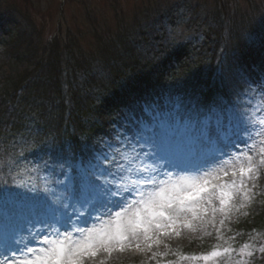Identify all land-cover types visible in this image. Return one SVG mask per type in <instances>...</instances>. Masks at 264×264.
I'll list each match as a JSON object with an SVG mask.
<instances>
[{"label": "rangeland", "instance_id": "obj_1", "mask_svg": "<svg viewBox=\"0 0 264 264\" xmlns=\"http://www.w3.org/2000/svg\"><path fill=\"white\" fill-rule=\"evenodd\" d=\"M6 1L7 5H14L13 9L30 30L35 28V20L32 17L35 12L39 16L38 22L43 24L48 32H54L59 23L63 32L66 33L71 29L75 34L82 30H90L93 22L98 24L101 30L103 28L99 31L101 33L108 29L131 25L134 29L137 28L133 38L137 39L140 46V57L141 54L142 58L146 56L148 46L156 44L155 47L159 50L158 54L155 52V61L143 68L144 74L141 71L138 77H129L120 90L113 94H107L106 91L102 92L90 86L85 71L77 70L73 78L74 85L83 92L95 96L96 109L85 120L89 127L97 126V129L87 139L85 154L77 163L75 173L60 152L43 156L34 152L30 159L21 165L27 175L37 169L42 177L47 179L45 188L48 191L45 189L38 191L31 186L26 193H18L0 215V264H3L5 257L8 260L20 259L21 249L27 253L24 244L14 242L20 237L27 238L28 247L37 249L45 246L43 241L46 236L48 239H55L56 236L51 228L45 227L38 221L48 220V214L51 213L57 215L65 211L72 213L75 198H91L96 191L93 187L95 178L91 176V172L97 151L111 144L113 148L119 147L122 152L130 156L134 155L132 149L136 147L139 150L136 141L145 124H152L154 139L160 153L173 157L176 167H169L167 171H170L174 177L180 175L198 177L205 172L223 167L232 157L242 158L244 153L255 154L249 152V147L254 143L259 145L261 136L257 135V132L261 131V126L258 121L264 119V90H261V86L264 85V0H29V4L34 5L30 14L25 13L23 0ZM219 12L222 13L221 20L224 21L223 25L228 33L230 25L239 24L248 29L255 20L261 26H258L260 33L252 36L253 49L242 54L238 64L240 76L249 87L245 95L246 111L241 116L234 114L230 106H215L204 112L199 111L201 117L210 116L214 126L217 119L222 123L223 130L228 136L220 145L223 154L217 151L216 146H209L203 154H194L190 146L191 134L178 122H173L174 118L169 116V112L174 111L176 105H180L182 113L194 107L192 104L201 74L198 68L202 62L201 58L206 59L210 53L209 44L212 43V39L207 34L211 26L215 27L213 16ZM236 12H239L238 17H233ZM150 30L155 31V34L152 35ZM143 33L144 38L140 36ZM94 74L101 77L102 71L95 69ZM33 102L31 113L33 117L27 116L26 112L22 114L25 119L29 118L25 130L27 133L24 131L17 134L14 139L19 137L26 140L29 137L28 132H31L39 122L41 106ZM49 107V110L53 109ZM238 120L244 122L243 126L248 129L247 134H235ZM102 141L104 143H101ZM164 178L163 175L160 177V179ZM254 193L251 202H247L244 207H250L264 220V175L259 179ZM58 197L59 201L54 203ZM134 199L136 194L127 195L124 207ZM64 203L69 204L67 210L63 208ZM75 206L80 207L79 204ZM121 210L120 207H114L112 215ZM77 215L79 213L73 214L72 219L80 228H88L100 223L96 219L98 215L96 212L91 216L85 215L79 220L76 218ZM99 215L105 222L110 219L109 215L103 212ZM219 218L218 216L217 227L221 228L222 236L234 229L235 233L229 235L232 241L235 244L238 242L248 244L246 227L243 230L234 224L235 221L241 222L238 211H234L223 226L219 225ZM56 226L62 233L66 228L72 231L71 227L63 222ZM208 230L212 232L211 236L201 232L189 233L185 230L180 236L167 240L168 248L162 245L160 251L169 254L158 259L162 264H168V261H178L179 264H204L203 261L180 260L176 254L179 249L186 247L197 250L195 256L210 252L219 239L212 227ZM31 233L39 234L33 237ZM72 235L76 237L79 233L73 231ZM260 238L264 244V236L260 235ZM12 241L13 243L9 245L8 243ZM250 243L252 244L251 241ZM230 245L236 251L230 258L226 256L218 258L217 264H226L229 259L231 264H235L240 259L239 249L242 246L235 247L231 243ZM150 256V253L114 254L108 264H156V260L150 259ZM243 259L248 264H261L255 260L254 255L245 256Z\"/></svg>", "mask_w": 264, "mask_h": 264}, {"label": "trees", "instance_id": "obj_2", "mask_svg": "<svg viewBox=\"0 0 264 264\" xmlns=\"http://www.w3.org/2000/svg\"><path fill=\"white\" fill-rule=\"evenodd\" d=\"M23 1L25 13L30 14L34 5L29 4V0ZM5 2L0 0V214L9 205L11 196L26 189L27 181H33L40 189L46 187V180L40 175L34 179L24 176L21 171V164L32 151L40 150L42 155L61 152L72 169L83 157L85 142L97 129V126L89 127L85 120L95 111L96 100L94 94L83 92L74 85L77 70L85 71L90 86L113 94L129 77L136 78L139 72L143 73L145 65L155 61L159 50L156 44L148 46L146 56L142 58L141 54L140 57V46L133 38L137 28L131 25L101 33L103 28L101 30L93 22L90 30L75 34L71 29L63 32L59 23L54 32H48L38 22L39 16L35 12L32 15L35 28L30 30L13 9L14 5ZM238 15L236 12L232 16ZM213 17L215 27L211 26L207 34L212 39L210 53L206 59L201 58L200 83L194 102L195 107L203 111L218 101L242 106L240 100L247 86L240 76L238 64L241 55L253 49L252 36L260 33L256 20L248 29L239 24L230 25L228 33L221 20L222 13H215ZM251 31L257 32L252 34ZM140 36L144 38L145 34ZM95 69L102 71L101 77L94 74ZM32 102L41 106L39 122L28 132L26 140L14 139L15 135L27 130L29 118L25 119L22 114L26 112L27 116L33 117ZM49 106L53 109L49 110ZM243 220L254 226L253 230L247 231L248 242H252L249 245L255 260L264 263V253L260 251L264 247L260 238V235L264 236V220L255 213ZM225 241L226 238L218 244L224 245ZM178 252L183 256L193 254L189 248Z\"/></svg>", "mask_w": 264, "mask_h": 264}, {"label": "snow or ice", "instance_id": "obj_3", "mask_svg": "<svg viewBox=\"0 0 264 264\" xmlns=\"http://www.w3.org/2000/svg\"><path fill=\"white\" fill-rule=\"evenodd\" d=\"M261 90H264V85ZM169 116L191 134L190 146L194 154H203L209 146H216L217 151L223 154L220 145L228 136L219 119L214 126L212 118L201 117L196 107L182 113L180 105H176ZM258 123L261 131L257 135L261 136V140L259 145L254 143L249 147V152H254V155L244 153L242 158L232 157L223 167L198 177H174L167 171L169 167L176 166L173 157L160 153L151 123L143 126L136 141L139 150L136 147L132 149L134 155L107 144L94 157L91 176L95 178V194L91 198H75L72 213H51L48 220H39V223L51 228L56 238L48 239L46 236L43 241L45 246L37 249L28 247L27 238L20 237L14 242L24 244L27 253L21 249L20 259L8 260L5 257L3 264H108L114 254L124 253H150V259L162 264L158 258L169 252H161V246L167 249L166 241L180 236L185 230L211 236L212 232L208 229L212 227L217 239H223L221 228L217 227L218 216V223L223 226L234 211L251 202L254 189L264 175V119ZM243 124L242 120H238L236 135L247 134L248 129ZM162 175L164 179H160ZM131 194H136V199L124 207L127 195ZM58 201L59 197L54 203ZM76 204L80 207L77 208ZM114 207L122 210L116 211L113 216ZM63 208L67 210L69 204L64 203ZM93 212L98 213L96 219L100 223L92 227L80 228L72 219L73 214L79 213L76 217L79 220L85 215L91 216ZM100 212L109 215L110 219L103 221ZM62 222L72 231L66 228L62 233L56 226ZM73 231L79 235L73 237ZM38 234L31 233V236ZM250 249L247 243L240 247V259L235 264H248L243 257L253 255ZM235 251L230 244H217L210 252L199 256H183L179 252L177 255L180 260L217 264L218 258H230ZM260 251L264 253V247ZM168 264L179 262L168 261ZM226 264H231L230 259Z\"/></svg>", "mask_w": 264, "mask_h": 264}]
</instances>
